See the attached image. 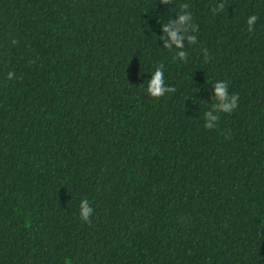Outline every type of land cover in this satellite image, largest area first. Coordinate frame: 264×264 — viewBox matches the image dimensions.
I'll return each instance as SVG.
<instances>
[{
    "label": "trees",
    "instance_id": "1",
    "mask_svg": "<svg viewBox=\"0 0 264 264\" xmlns=\"http://www.w3.org/2000/svg\"><path fill=\"white\" fill-rule=\"evenodd\" d=\"M0 264H264V0H0Z\"/></svg>",
    "mask_w": 264,
    "mask_h": 264
},
{
    "label": "clouds",
    "instance_id": "2",
    "mask_svg": "<svg viewBox=\"0 0 264 264\" xmlns=\"http://www.w3.org/2000/svg\"><path fill=\"white\" fill-rule=\"evenodd\" d=\"M170 0H162V3H169ZM223 8V5H221V9ZM188 17L187 16H181L180 17V21L183 22L185 20H187ZM257 20V16L252 15L249 20H248V26H249V31L251 30L252 26L255 24ZM164 31L169 33V35L172 37L173 42L177 45V47H182V38L178 37L177 34L175 32H170L169 29L167 27H164ZM190 43H195V37H193L190 40ZM170 47V46H168ZM185 53L181 52L179 53V58L184 57ZM12 73L8 74V78L11 79L12 78ZM164 83V71H163V65H160L159 67H157L154 70V74H153V79L149 81L148 83V87H147V92L150 94V96L154 99H161L165 96L166 93L168 92H174L175 89L174 88H164L162 85ZM227 85V83H226ZM216 92H217V96L224 100L227 95H228V86H225V83H221L217 85L216 88ZM238 100H239V96L237 94H232L231 96V103H224L220 106V112L223 113H228L229 115L232 114V112L238 107ZM206 115H210V113H205ZM212 119H217L216 117H212ZM206 128L208 129H213L215 128L212 124H208L205 125ZM81 208V217L82 220L87 222V223H91V219L90 217L93 214V209L92 207L89 205V202L87 199H84L81 202L80 205Z\"/></svg>",
    "mask_w": 264,
    "mask_h": 264
}]
</instances>
